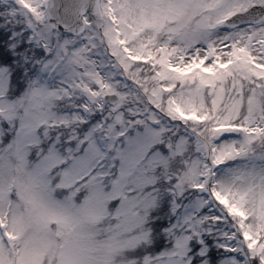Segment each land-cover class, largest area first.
Returning <instances> with one entry per match:
<instances>
[{
  "label": "snow or ice",
  "instance_id": "6c2138e0",
  "mask_svg": "<svg viewBox=\"0 0 264 264\" xmlns=\"http://www.w3.org/2000/svg\"><path fill=\"white\" fill-rule=\"evenodd\" d=\"M0 264H264V0H0Z\"/></svg>",
  "mask_w": 264,
  "mask_h": 264
}]
</instances>
